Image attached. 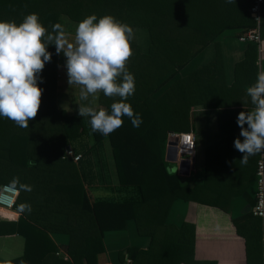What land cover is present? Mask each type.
<instances>
[{
    "label": "trees",
    "instance_id": "16d2710c",
    "mask_svg": "<svg viewBox=\"0 0 264 264\" xmlns=\"http://www.w3.org/2000/svg\"><path fill=\"white\" fill-rule=\"evenodd\" d=\"M251 5L252 0L248 3L249 15ZM263 7L264 4L262 38ZM212 8L209 0H0V21L19 24L27 15L36 13L51 32L54 24L63 23L61 17L79 23L93 14L98 19L111 15L131 26L134 33L144 29L149 35V52L144 53V47L132 40L133 55L127 63L129 72L135 77V93L126 102L140 115L142 123L138 128L133 127L125 116L123 126L108 136L92 133L89 118L69 115L58 107V55L54 45L48 47L52 58L40 73L43 82L38 81V86L44 90L41 106L27 129L10 121L11 145L7 157L0 154V168L3 166L4 171L0 184L6 185L12 180L16 163L29 169L33 165L31 169L36 170L43 160L51 162L57 158L66 166L42 171L37 175V181L44 180L51 185L48 206L52 211L54 209V214L58 211L67 214V219L63 225L48 227L45 222H51L50 217L36 220L43 229L34 226L31 217L22 218L15 224L0 223V237L19 233L25 238L24 255L3 264H47L45 259L49 253H44V245L52 247L47 250L52 254L58 252L47 235L48 231L64 232L70 237L69 259L53 255L48 264H98L99 256L106 253L105 233L126 230L128 221H134L139 234L149 237L151 243L148 250L140 247L122 250V260L127 253L131 264H216L196 258L194 225L184 224L176 228L166 224L175 198L186 199L185 193H188L185 191L187 186L169 171L167 142L171 133L185 131V116L191 107L186 102L188 87L195 86L198 91L201 83V70L190 74L181 72L192 59L190 51L203 50L212 43L206 40ZM249 20L245 32L255 26L251 15ZM172 60H178L180 64L168 73L170 65L166 62L172 63ZM204 72L201 71L202 76ZM106 98L102 94V101L108 100ZM119 101L120 98L116 100ZM104 103L108 106L107 101ZM107 108L110 113L111 104ZM83 137L91 139V146L83 149V157L96 146L110 145L118 184L132 189L138 195L135 199L119 202L91 199L87 188L81 185V181L77 182L76 175L69 170L73 169L70 165L73 160L67 147H72L71 152L76 153L75 145ZM93 166V163L88 166L90 172ZM27 178L29 176L25 181ZM17 207L18 201L15 209Z\"/></svg>",
    "mask_w": 264,
    "mask_h": 264
},
{
    "label": "crops",
    "instance_id": "0c3cea01",
    "mask_svg": "<svg viewBox=\"0 0 264 264\" xmlns=\"http://www.w3.org/2000/svg\"><path fill=\"white\" fill-rule=\"evenodd\" d=\"M209 1L212 2L213 14L211 19L208 18L210 28L206 26L209 31L206 40L212 43L206 45L203 50L196 48L190 51L192 59L181 74L196 73L200 70L205 72L202 76L200 71L201 83L198 91L195 86L188 87L186 102L191 107L185 116L186 125L183 128L185 131L176 132V134L193 133L196 137L197 149L194 159L190 162L188 173L182 174L180 163L183 159H179L176 163L167 160V148L173 140L168 138L166 161L169 164V171L176 170L170 172L176 174L187 186L185 191L188 193L182 192L187 196L186 199L175 198L166 224L176 228H181L184 224L195 226V251L198 260L212 261L216 264H264V219L257 218L252 213L257 197L255 180L257 164L263 153L249 157L247 164L242 165L240 160L243 154L234 148L235 139L239 138L243 142V137L239 135L241 129L237 124L238 114L241 111H250L254 107L250 97L246 95V88L255 83L259 65H264V37L260 43L242 41L244 27L250 21L248 6L250 0ZM68 25L71 27L74 22L71 21ZM66 32L71 41L75 32L68 29ZM133 41L144 47V53L149 52L147 44L149 35L146 30L144 34L140 30L135 31ZM172 56L175 57L174 54ZM166 63L170 65L168 73L176 70L180 64L178 60ZM65 64L66 57L61 53L58 55L57 105L69 115L81 117L78 114V104H87L88 101H81L79 89L68 85ZM200 93L203 100L200 99ZM112 98L107 101L108 104L112 105L116 102L117 97ZM175 100L178 101V97ZM97 105L108 110L107 106L102 104V93ZM11 138L10 120L0 117L2 156L7 157ZM88 146H91V139L83 137L75 145L76 153L71 151L67 153L73 160L70 163L73 169L69 170H72V175H76L77 182L81 181V185L87 188L91 199L95 202L135 199L138 195L132 189L118 184L110 145L103 143L96 146L83 157V149ZM76 156L82 158L75 161ZM90 163L94 165L92 172L88 169ZM62 164L63 162L57 158L51 162L43 160L38 168L35 167L36 170L31 169L33 165L29 169L14 164L13 177H19L21 183L23 181L32 187L30 192H20L18 205L28 203L32 210L30 213L16 215V209L8 210L0 207V223L15 224L22 218L31 217L34 221L32 224L43 229L41 223L36 220L50 217L51 222H45L47 227L52 224H65L67 214L60 211L54 214V209L52 211L48 206L50 201L47 196L49 197L51 185L44 180L37 181L38 174L66 166ZM2 169L3 166L0 168V176H3ZM185 169L182 168V171ZM65 174L67 175L66 172ZM195 187L197 188L193 191ZM57 204L56 202V207ZM47 235L58 249L57 254H52L51 251H47L52 247L44 245V253H49L45 259L47 264L52 262L53 255L68 260L69 235L54 231H48ZM150 243L149 237L139 234L134 221H128L126 230L105 233L106 253L99 256L98 264H126L125 260L120 259L122 250L128 247L148 250ZM24 252L25 238L21 234L13 233L0 237V264L19 258Z\"/></svg>",
    "mask_w": 264,
    "mask_h": 264
},
{
    "label": "clouds",
    "instance_id": "9594fccd",
    "mask_svg": "<svg viewBox=\"0 0 264 264\" xmlns=\"http://www.w3.org/2000/svg\"><path fill=\"white\" fill-rule=\"evenodd\" d=\"M61 20L63 23L54 24L51 32L36 13L27 15L19 24L0 21V117L20 128L29 127V121L37 116L41 106L44 90L38 81L43 82L40 73L51 61L48 47L54 45L56 54L63 53L66 57L68 85L79 89L81 101H88L78 104V114L89 118L92 133L110 135L123 126L125 116L138 128L142 118L126 102L135 93V77L127 68L133 55V28L111 15L98 19L93 14L78 23L70 41L65 25L71 21L66 17ZM101 93L120 98L112 103L110 113L97 105ZM246 95L254 107L238 114L243 142L239 138L234 141V148L243 154L242 165L247 164L249 157L264 153V65H259L256 81L246 88ZM21 191L30 192L32 187L13 177L8 184L0 186V199H13ZM31 210L30 204L21 203L16 215ZM124 256L126 264H131L128 254Z\"/></svg>",
    "mask_w": 264,
    "mask_h": 264
},
{
    "label": "built area",
    "instance_id": "2783aa9c",
    "mask_svg": "<svg viewBox=\"0 0 264 264\" xmlns=\"http://www.w3.org/2000/svg\"><path fill=\"white\" fill-rule=\"evenodd\" d=\"M264 0H252L250 8L251 18L255 22L253 28L248 29L242 35V41L248 43H260L262 41L261 24H262V6ZM169 137L177 141V158L192 161L196 154L197 143L193 133H171ZM75 161H79L81 156L74 157ZM257 197L256 204L253 208V215L257 218L264 219V153L257 164L256 172ZM20 194V193H19ZM19 196V195H18ZM18 196L10 200L0 199V207L8 210H14Z\"/></svg>",
    "mask_w": 264,
    "mask_h": 264
},
{
    "label": "water",
    "instance_id": "95a60500",
    "mask_svg": "<svg viewBox=\"0 0 264 264\" xmlns=\"http://www.w3.org/2000/svg\"><path fill=\"white\" fill-rule=\"evenodd\" d=\"M176 146H177V141L176 140H171L170 143H169V145H168V148H167V160L169 162H173V163L178 162V158H177V148H176ZM67 151H71V148L69 146L67 147ZM190 162L191 161L185 160V159H183L181 161V163H180L181 164L180 173L181 172H182V174H183V172H184V174H185V172L188 173L189 166H190ZM184 167L186 169L184 171H182V168H184Z\"/></svg>",
    "mask_w": 264,
    "mask_h": 264
},
{
    "label": "rangeland",
    "instance_id": "374dc122",
    "mask_svg": "<svg viewBox=\"0 0 264 264\" xmlns=\"http://www.w3.org/2000/svg\"><path fill=\"white\" fill-rule=\"evenodd\" d=\"M68 20H69V19H68ZM75 28H76V24H75V22H74V25H71V27H70V25H68V24L65 25V30L68 29V30L71 31V32H75ZM140 31H142L143 34H144V29H142V30H140ZM107 98H108V100L110 99L109 97H107ZM107 98H106V99H107ZM117 99H119V97H118ZM117 99H116V100H117ZM108 100H105V99H104L103 101H108ZM103 101H102V102H103ZM104 105L107 106V104H105V103H104ZM109 105H110V104H108V106H109ZM108 106H107V107H108ZM197 159H198V158H197ZM178 161H179V159H178ZM173 165H174V164H173ZM174 166H175V165H174Z\"/></svg>",
    "mask_w": 264,
    "mask_h": 264
}]
</instances>
